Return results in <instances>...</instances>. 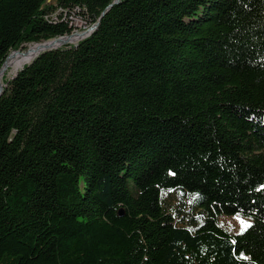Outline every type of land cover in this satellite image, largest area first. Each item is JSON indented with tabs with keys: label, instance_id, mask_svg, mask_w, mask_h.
<instances>
[{
	"label": "trees",
	"instance_id": "obj_1",
	"mask_svg": "<svg viewBox=\"0 0 264 264\" xmlns=\"http://www.w3.org/2000/svg\"><path fill=\"white\" fill-rule=\"evenodd\" d=\"M113 1L0 0V68ZM2 83L0 264H264V0H120Z\"/></svg>",
	"mask_w": 264,
	"mask_h": 264
},
{
	"label": "bare ground",
	"instance_id": "obj_2",
	"mask_svg": "<svg viewBox=\"0 0 264 264\" xmlns=\"http://www.w3.org/2000/svg\"><path fill=\"white\" fill-rule=\"evenodd\" d=\"M82 35L79 33L71 34L70 36H65L57 41H49L44 44H31L25 50L18 51L17 53L11 54V56L6 61V72L10 75H14L17 70H19L23 65L28 64L42 49L44 45H59V44H74L80 41ZM44 44V45H43ZM2 76H0V87H3Z\"/></svg>",
	"mask_w": 264,
	"mask_h": 264
},
{
	"label": "rangeland",
	"instance_id": "obj_3",
	"mask_svg": "<svg viewBox=\"0 0 264 264\" xmlns=\"http://www.w3.org/2000/svg\"><path fill=\"white\" fill-rule=\"evenodd\" d=\"M69 19H70V22L72 23L73 26L79 25L75 15L70 17ZM84 30H86V29H79L78 32H81ZM76 44L77 43L68 44V45H76ZM29 45H31V44H29ZM29 45H27L23 49H20V51L25 50L26 48H28ZM4 74H6L7 79H10L13 76V75H10V73H8L6 71ZM241 220L245 221L247 223V225H249L251 222V220L249 218L239 217V219H238V217H236V216H225V215H223V216H220V218H219V225L231 234H240L248 227V226L242 227L241 222H240Z\"/></svg>",
	"mask_w": 264,
	"mask_h": 264
},
{
	"label": "water",
	"instance_id": "obj_4",
	"mask_svg": "<svg viewBox=\"0 0 264 264\" xmlns=\"http://www.w3.org/2000/svg\"><path fill=\"white\" fill-rule=\"evenodd\" d=\"M119 1H120V0H114L110 5H108L107 8H106V9L100 14V17L98 18L97 22H96L94 25H92L91 27H89L88 29H86V30H84V31L77 32V33H79V34L82 35V37H81L80 40H82V39L86 38L87 36H89V35H90V34H91V33L97 28L100 18L106 13V11H108L113 5L117 4ZM70 35H71V34H70ZM70 35H67V36H70ZM63 37H65V36H63ZM63 37H58V38H55V39H52V40L45 41L44 44H45L46 42H49V41H57V40H60V39L63 38ZM44 44H43V45H44ZM62 46H65V45H64V44H59V45H55V46H52V45H44V46L42 47V49L38 52V54H39V53H42V52H46V51H51V50H53V49H57V48L62 47ZM18 51H20V50L13 51V52H11V53L7 56V58L5 59V61L3 62L2 66H1V68H0V76L3 75V74L5 73V71H6V61H7V59L11 56V54L17 53ZM36 56H37V55H36ZM36 56H35V57H36ZM29 63H30V62H29ZM29 63H28V64H29ZM17 71H18V70H17ZM16 73H17V72H16ZM16 73L11 77V79H12L13 77H15ZM2 90H3V87H2V88L0 87V95H1V93H2ZM119 215L122 216V212H121V211L119 212Z\"/></svg>",
	"mask_w": 264,
	"mask_h": 264
},
{
	"label": "built area",
	"instance_id": "obj_5",
	"mask_svg": "<svg viewBox=\"0 0 264 264\" xmlns=\"http://www.w3.org/2000/svg\"><path fill=\"white\" fill-rule=\"evenodd\" d=\"M76 19H77L79 25L78 26H76V25L73 26L72 23H71V26L73 28L71 34L77 33L79 29H87L88 28L87 25H86V22L84 20H82L80 18H76Z\"/></svg>",
	"mask_w": 264,
	"mask_h": 264
},
{
	"label": "snow or ice",
	"instance_id": "obj_6",
	"mask_svg": "<svg viewBox=\"0 0 264 264\" xmlns=\"http://www.w3.org/2000/svg\"><path fill=\"white\" fill-rule=\"evenodd\" d=\"M261 188H264V185H261ZM238 219H239V217H238ZM240 222H241L242 227H247L248 226L245 221L241 220ZM244 259H247V257H244Z\"/></svg>",
	"mask_w": 264,
	"mask_h": 264
}]
</instances>
